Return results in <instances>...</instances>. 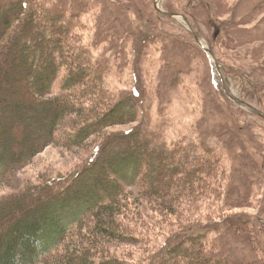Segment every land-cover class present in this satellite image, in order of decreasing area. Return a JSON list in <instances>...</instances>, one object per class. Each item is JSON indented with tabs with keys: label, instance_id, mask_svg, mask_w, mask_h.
<instances>
[{
	"label": "trees",
	"instance_id": "trees-1",
	"mask_svg": "<svg viewBox=\"0 0 264 264\" xmlns=\"http://www.w3.org/2000/svg\"><path fill=\"white\" fill-rule=\"evenodd\" d=\"M74 9L64 0H0V183L61 132L73 146L102 139L84 168L0 199V264H129L110 248L139 242L124 217L141 214L138 204L150 200L178 214L185 192L199 199L224 161L214 150L195 163L188 142L158 141L141 124L106 136L113 126L141 121L147 94L137 85L128 96H111L105 60L100 67L93 50L77 42L85 45L86 36ZM99 26L108 32L106 22ZM201 45L211 60L214 50ZM19 143L24 148L15 154ZM226 221L232 229L245 225ZM209 243L205 234L178 231L145 264H233Z\"/></svg>",
	"mask_w": 264,
	"mask_h": 264
},
{
	"label": "rangeland",
	"instance_id": "rangeland-1",
	"mask_svg": "<svg viewBox=\"0 0 264 264\" xmlns=\"http://www.w3.org/2000/svg\"><path fill=\"white\" fill-rule=\"evenodd\" d=\"M64 1L74 2L72 14L81 18L85 45L77 42L93 50L100 67L105 60L111 96H128L137 85L147 94L141 121L113 126L106 136L141 124L158 141L188 142L198 153H193L195 163L214 150L224 159L221 170L202 184L206 187L199 199L189 197L191 189L185 192L178 214L151 200L137 203L144 212L124 220L139 242L114 241L112 252L129 264H145L179 231L205 234L213 242L209 245L233 264H264V117L232 100L225 87L227 83L234 95L264 111V0ZM100 21L108 32L98 30ZM193 29L203 46L214 50L211 60ZM61 79L55 94L61 91ZM62 134L9 182L0 183V199L84 168L102 142L92 137L73 146ZM23 148L19 143L15 154ZM226 219L245 225L232 229L222 224ZM191 226L195 229L187 231Z\"/></svg>",
	"mask_w": 264,
	"mask_h": 264
},
{
	"label": "water",
	"instance_id": "water-1",
	"mask_svg": "<svg viewBox=\"0 0 264 264\" xmlns=\"http://www.w3.org/2000/svg\"><path fill=\"white\" fill-rule=\"evenodd\" d=\"M165 13H166V14H169V15H171V16H179V15H180V14H178V13H172V12H165ZM185 18H186V17H185ZM186 20H187L188 22H190L187 18H186ZM193 30H194V32L196 33L195 35L197 36V39L200 41V43H201V44H204V43L201 41V38H200V36L197 34V32L195 31V29H193ZM207 50H208L209 52H211V50H210L209 48H207ZM211 54H212V53H211ZM216 62H217L218 70H219L220 72H222V71H221V64L219 63L218 60H217ZM225 87H226V90H227L228 94H229V95H230V96H231L236 102L240 103L241 105H243V106H245V107H250V108L254 109L259 115H261V116L264 117V111H263V110L259 109L258 107L252 105L251 103H249V102H247V101H245V100L239 98L238 96L234 95V94L230 91V89H229L227 83H225Z\"/></svg>",
	"mask_w": 264,
	"mask_h": 264
}]
</instances>
